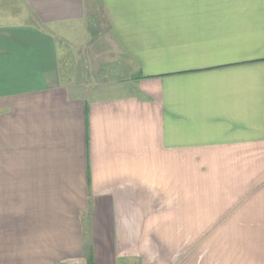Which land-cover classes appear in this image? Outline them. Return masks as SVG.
Segmentation results:
<instances>
[{
  "label": "crops",
  "instance_id": "crops-1",
  "mask_svg": "<svg viewBox=\"0 0 264 264\" xmlns=\"http://www.w3.org/2000/svg\"><path fill=\"white\" fill-rule=\"evenodd\" d=\"M91 250L264 264V0H0V264Z\"/></svg>",
  "mask_w": 264,
  "mask_h": 264
},
{
  "label": "rangeland",
  "instance_id": "rangeland-1",
  "mask_svg": "<svg viewBox=\"0 0 264 264\" xmlns=\"http://www.w3.org/2000/svg\"><path fill=\"white\" fill-rule=\"evenodd\" d=\"M10 9V8H9ZM91 32H92V37H94V38H100L101 37V35H102V28L100 27V25H97V24H95V25H91ZM105 31V30H104ZM99 44V43H98ZM100 58V57H99ZM74 66V68H78L79 66L76 64V65H73ZM79 69V68H78ZM94 70H95V67L93 68V72H94ZM93 72H91L90 73V75L91 76H94L95 74L93 73ZM89 75V74H88ZM89 75V76H90ZM95 79V78H94ZM110 93V92H109ZM111 94V93H110Z\"/></svg>",
  "mask_w": 264,
  "mask_h": 264
},
{
  "label": "trees",
  "instance_id": "trees-1",
  "mask_svg": "<svg viewBox=\"0 0 264 264\" xmlns=\"http://www.w3.org/2000/svg\"><path fill=\"white\" fill-rule=\"evenodd\" d=\"M94 258H93V251L91 250L90 254H89V257H88V264H94Z\"/></svg>",
  "mask_w": 264,
  "mask_h": 264
}]
</instances>
